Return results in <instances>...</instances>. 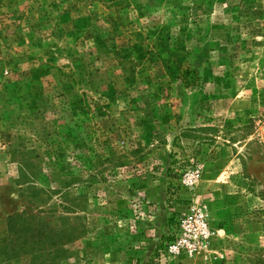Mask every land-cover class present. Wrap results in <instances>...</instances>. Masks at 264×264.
<instances>
[{"label":"rangeland","instance_id":"obj_1","mask_svg":"<svg viewBox=\"0 0 264 264\" xmlns=\"http://www.w3.org/2000/svg\"><path fill=\"white\" fill-rule=\"evenodd\" d=\"M0 264H264V0H0Z\"/></svg>","mask_w":264,"mask_h":264},{"label":"built area","instance_id":"obj_2","mask_svg":"<svg viewBox=\"0 0 264 264\" xmlns=\"http://www.w3.org/2000/svg\"><path fill=\"white\" fill-rule=\"evenodd\" d=\"M215 236L216 230L212 228L206 215L193 208L177 219L171 239L164 250L172 258L194 256L208 249Z\"/></svg>","mask_w":264,"mask_h":264}]
</instances>
